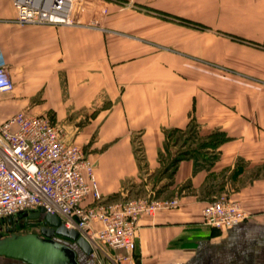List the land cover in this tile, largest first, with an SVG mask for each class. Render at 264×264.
I'll list each match as a JSON object with an SVG mask.
<instances>
[{
  "label": "crops",
  "instance_id": "obj_1",
  "mask_svg": "<svg viewBox=\"0 0 264 264\" xmlns=\"http://www.w3.org/2000/svg\"><path fill=\"white\" fill-rule=\"evenodd\" d=\"M78 1L89 27L18 25L0 0L13 82L0 120L48 116L93 161L104 202L138 199L139 184L178 197L177 209L139 219L130 264H264V0ZM186 128L215 138V158L181 159L167 181L168 136ZM224 192L251 217L202 224Z\"/></svg>",
  "mask_w": 264,
  "mask_h": 264
},
{
  "label": "built area",
  "instance_id": "obj_2",
  "mask_svg": "<svg viewBox=\"0 0 264 264\" xmlns=\"http://www.w3.org/2000/svg\"><path fill=\"white\" fill-rule=\"evenodd\" d=\"M11 2L18 25L90 26L77 21L78 0ZM12 89L0 53V93ZM62 136V129L46 115L18 112L0 120V222L43 209L41 215L57 216L66 229L84 238L91 258L130 264L139 219L177 209L178 198L160 200L149 193L129 201H102L93 161L83 148L64 142ZM250 217L227 194L201 209L202 224L219 229Z\"/></svg>",
  "mask_w": 264,
  "mask_h": 264
},
{
  "label": "water",
  "instance_id": "obj_3",
  "mask_svg": "<svg viewBox=\"0 0 264 264\" xmlns=\"http://www.w3.org/2000/svg\"><path fill=\"white\" fill-rule=\"evenodd\" d=\"M42 213L44 210L40 209L28 215V220L37 221L41 226L39 235L28 233L0 236V256L26 264H82L76 249L53 238L58 236L73 243L86 257L91 254L89 244L77 231L66 229L57 216Z\"/></svg>",
  "mask_w": 264,
  "mask_h": 264
},
{
  "label": "rangeland",
  "instance_id": "obj_4",
  "mask_svg": "<svg viewBox=\"0 0 264 264\" xmlns=\"http://www.w3.org/2000/svg\"><path fill=\"white\" fill-rule=\"evenodd\" d=\"M91 6L93 7V5H91ZM86 8H88V6H86ZM102 10H103V8H102ZM102 13L103 12H101V14ZM216 147H217V144H215V138L214 137L201 138L197 135L196 130L193 128H186L182 131L181 130L180 131H171L169 134V138L167 139V142H166L167 159L165 161L166 162L165 164L167 166H165L163 169V171L167 174L166 180L168 181L170 178V166H169L170 162L173 159H175L181 152H184V151L188 152L193 158H195L196 161H198V164H202V166H205L215 158ZM133 186L135 188V192H134L135 196L139 195V198H143V197L148 196L149 193H146L147 191H145L144 185L139 184V185H133ZM224 194H227V193L224 192ZM154 198H156L155 195H154ZM171 198H173V197H171ZM156 199H158V198H156ZM160 200H164V199H160ZM19 216H16V218ZM36 227H37L36 231H39L41 226L38 225ZM23 232L24 231H22L21 233H23ZM4 235H5V232L3 231V227L0 226V236H4ZM60 242L64 243V241H62V240ZM72 247L74 249H76V251L78 252V258L82 264H112L109 261H105V259H98L97 260L95 258L94 259L91 258L90 256L86 257L83 253H81V251H79L74 246V244L72 245ZM99 262H101V263H99Z\"/></svg>",
  "mask_w": 264,
  "mask_h": 264
},
{
  "label": "flooded vegetation",
  "instance_id": "obj_5",
  "mask_svg": "<svg viewBox=\"0 0 264 264\" xmlns=\"http://www.w3.org/2000/svg\"><path fill=\"white\" fill-rule=\"evenodd\" d=\"M27 214L24 216H19L17 218H14L13 220L5 219L0 222V226L3 227V231L5 232L4 236H10V235H20V234H37L39 235V231H36V226H38V223H33L28 221ZM24 231L23 233H21ZM55 240L57 241H64L65 244L72 246L73 244L61 237L55 236Z\"/></svg>",
  "mask_w": 264,
  "mask_h": 264
},
{
  "label": "trees",
  "instance_id": "obj_6",
  "mask_svg": "<svg viewBox=\"0 0 264 264\" xmlns=\"http://www.w3.org/2000/svg\"><path fill=\"white\" fill-rule=\"evenodd\" d=\"M188 157H192V156L188 152H185V151L181 152L175 159H173L170 162V164H169L170 168L174 169L176 167V165H177L179 160L184 159V158H188Z\"/></svg>",
  "mask_w": 264,
  "mask_h": 264
},
{
  "label": "bare ground",
  "instance_id": "obj_7",
  "mask_svg": "<svg viewBox=\"0 0 264 264\" xmlns=\"http://www.w3.org/2000/svg\"><path fill=\"white\" fill-rule=\"evenodd\" d=\"M61 221V220H60ZM34 223H36V222H34ZM53 239H55V238H53ZM60 242V241H59ZM63 243V242H62Z\"/></svg>",
  "mask_w": 264,
  "mask_h": 264
}]
</instances>
